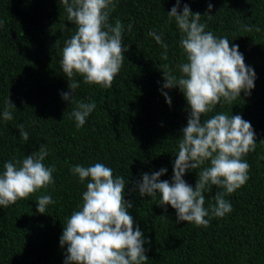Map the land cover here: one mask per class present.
<instances>
[{"label": "trees", "instance_id": "trees-1", "mask_svg": "<svg viewBox=\"0 0 264 264\" xmlns=\"http://www.w3.org/2000/svg\"><path fill=\"white\" fill-rule=\"evenodd\" d=\"M115 3L109 23L114 26L119 19L124 26V61L108 89L74 76L79 83L74 92L76 103L96 104L85 124L77 128L72 116L76 103L61 96L71 91L61 60L75 24L67 20L59 0H0V173L5 162L23 160L41 145L48 151L45 165L56 169L54 185L28 200L0 206V264H64L67 245L61 247L60 237L67 219L82 206L88 182L81 183L70 169L95 163L124 177L134 229L138 225L146 239V264H264V0H180L178 12L185 4L199 12L200 22L207 25L205 31L227 38L230 47L238 45L246 65L256 73L250 95L242 92L232 104L221 100L202 117L239 114L253 126L257 142L255 150L242 157L250 166L249 179L224 196L232 211L224 217L212 216L206 228L177 223L171 205H158L159 194L142 197L136 188L143 173L161 168L167 172L160 179L171 182L190 112L178 86L163 87V66L179 77L178 65L186 62L181 33L167 14L176 0ZM153 30L162 34L167 49L149 35ZM9 99L15 107L8 109L13 119L6 121L3 112ZM19 123H24L28 141L20 137ZM198 171L190 170L183 177L193 187ZM218 191L225 190L213 186L204 193L205 208L215 205ZM43 195L55 203L41 214L36 200Z\"/></svg>", "mask_w": 264, "mask_h": 264}, {"label": "clouds", "instance_id": "clouds-1", "mask_svg": "<svg viewBox=\"0 0 264 264\" xmlns=\"http://www.w3.org/2000/svg\"><path fill=\"white\" fill-rule=\"evenodd\" d=\"M59 3L66 10L67 20L76 26L74 35L62 49L61 67L71 91L62 92L61 96L76 103L74 92L79 83L74 76L77 74L86 84L112 87L127 51L123 45L124 26L119 19L114 26L109 23V16L116 8L115 0H59ZM179 7L180 0H176L167 14L170 20L174 18L181 33L180 47L186 62L178 65L179 77L167 65L163 66V87L178 86L184 93L190 107L187 125L182 129L171 182L160 179L167 172L161 168L151 174L143 173L136 188L142 197L155 198L159 194L158 205H171L176 210L177 223L184 221L206 228L212 216L224 217L232 211L224 196L235 192L249 179L250 166L242 157L254 151L257 142L253 126L239 114L229 116L221 112L206 120L202 117L213 112L221 100L232 104L242 92L250 95L256 73L246 65L238 45L230 47L227 38L205 31L207 25L200 22L201 14L194 13L187 4L182 12H178ZM208 8L211 10V3ZM131 27L129 24V31ZM149 35L167 49L162 34L153 30ZM163 94L171 105V98L166 92ZM12 107L15 105L9 99L4 120L13 119L8 110ZM95 107V102L76 103L72 116L77 128L85 124ZM17 129L20 137L28 141L24 123L17 124ZM47 156V149L41 145L23 160L4 163V171L0 173V206L28 200L41 189L54 185L56 169L45 165ZM206 163L208 166L202 167ZM197 169L200 171L193 187L183 177L186 172ZM70 171L81 183L88 182L82 193V206L67 219L60 237L61 247L67 245L64 264H146V239L138 225L134 229L135 221L128 211L132 204L125 200L124 177L114 176L113 169L103 163L88 167L77 164ZM213 186L225 191L216 192L215 205L205 208L204 193ZM36 201L41 214L46 213L49 204L55 203L49 195L39 196Z\"/></svg>", "mask_w": 264, "mask_h": 264}]
</instances>
